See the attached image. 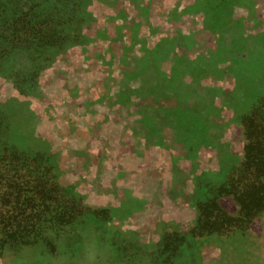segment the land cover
Wrapping results in <instances>:
<instances>
[{
  "label": "rangeland",
  "instance_id": "374dc122",
  "mask_svg": "<svg viewBox=\"0 0 264 264\" xmlns=\"http://www.w3.org/2000/svg\"><path fill=\"white\" fill-rule=\"evenodd\" d=\"M25 2L34 30L0 17V144L56 190L0 264H264V214L228 230L222 194L264 96V0Z\"/></svg>",
  "mask_w": 264,
  "mask_h": 264
},
{
  "label": "trees",
  "instance_id": "16d2710c",
  "mask_svg": "<svg viewBox=\"0 0 264 264\" xmlns=\"http://www.w3.org/2000/svg\"><path fill=\"white\" fill-rule=\"evenodd\" d=\"M25 1L0 0V17L4 24H11L16 33L14 36L18 38L25 33L22 27L31 31L36 26L31 18L34 6L26 9ZM246 118L245 161L228 179V190L224 189L222 193L228 194L240 208V216L230 218L228 230L247 226L253 218L264 214V96ZM42 156V153L31 155L13 146L0 144V249L8 243H26L22 238L33 225L25 217L26 212H33L32 205H52L56 187L43 178L54 168ZM212 205L219 204L212 201ZM223 227L219 223L216 230L222 231ZM197 261L201 260L198 258Z\"/></svg>",
  "mask_w": 264,
  "mask_h": 264
}]
</instances>
